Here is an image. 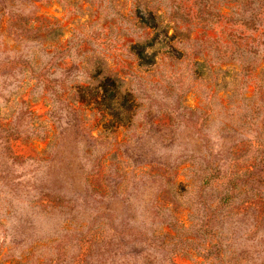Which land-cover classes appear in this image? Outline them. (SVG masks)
<instances>
[{
  "label": "rangeland",
  "instance_id": "obj_1",
  "mask_svg": "<svg viewBox=\"0 0 264 264\" xmlns=\"http://www.w3.org/2000/svg\"><path fill=\"white\" fill-rule=\"evenodd\" d=\"M0 264H264V0H0Z\"/></svg>",
  "mask_w": 264,
  "mask_h": 264
},
{
  "label": "trees",
  "instance_id": "obj_2",
  "mask_svg": "<svg viewBox=\"0 0 264 264\" xmlns=\"http://www.w3.org/2000/svg\"><path fill=\"white\" fill-rule=\"evenodd\" d=\"M138 7H136L137 9ZM138 10V9H137ZM149 15H152V11H148ZM138 16L141 18L143 15L141 14L140 10H138ZM153 19V15L150 16ZM143 21V20H142ZM145 22V21H144ZM145 26L149 28L157 27L156 24L148 25L147 22L144 24ZM151 44V43H150ZM135 47V46H134ZM133 47V48H134ZM145 48V45H141V47H138V50L135 52L139 60H142V63H149L150 60L145 59V56H143V50ZM120 85V80L119 78L113 74V73H108L103 80L100 81V86L102 87V100L107 104L108 107L112 108V102L113 100H118L120 102V106L122 108L129 109L130 105H127L126 100L127 97L130 96L129 91L122 92L121 89L119 88ZM180 104L177 105V107H172L173 109H178L180 108ZM126 107V108H125ZM114 114L118 116V113L116 111H113ZM171 113H174V110H171ZM175 114V113H174ZM259 173L254 171V169L251 167L247 172L243 173L244 176L236 175L230 179V182L228 185H230V188L228 186V189L226 190L225 196L223 195L218 201L219 204L217 205H223L225 203V199H229L231 197L230 192L233 194V189L239 187L241 184L242 185H247V181L250 179V177H258ZM240 178H242V181H240ZM258 184H260L259 180L257 181ZM213 207L215 210L217 208ZM212 208V207H211ZM214 211V210H213Z\"/></svg>",
  "mask_w": 264,
  "mask_h": 264
}]
</instances>
